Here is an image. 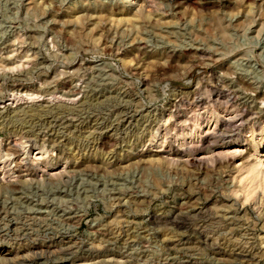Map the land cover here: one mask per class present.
Here are the masks:
<instances>
[{"label": "rangeland", "instance_id": "rangeland-1", "mask_svg": "<svg viewBox=\"0 0 264 264\" xmlns=\"http://www.w3.org/2000/svg\"><path fill=\"white\" fill-rule=\"evenodd\" d=\"M0 264H264V0H0Z\"/></svg>", "mask_w": 264, "mask_h": 264}, {"label": "bare ground", "instance_id": "bare-ground-1", "mask_svg": "<svg viewBox=\"0 0 264 264\" xmlns=\"http://www.w3.org/2000/svg\"><path fill=\"white\" fill-rule=\"evenodd\" d=\"M29 260V259H28Z\"/></svg>", "mask_w": 264, "mask_h": 264}]
</instances>
